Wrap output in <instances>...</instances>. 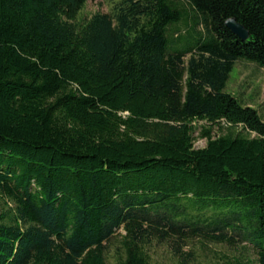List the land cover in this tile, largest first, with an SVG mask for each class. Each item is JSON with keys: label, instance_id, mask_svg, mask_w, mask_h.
<instances>
[{"label": "trees", "instance_id": "1", "mask_svg": "<svg viewBox=\"0 0 264 264\" xmlns=\"http://www.w3.org/2000/svg\"><path fill=\"white\" fill-rule=\"evenodd\" d=\"M89 1L0 0V264H108L117 235L115 264L237 236L264 264V117L228 90L264 0Z\"/></svg>", "mask_w": 264, "mask_h": 264}, {"label": "rangeland", "instance_id": "2", "mask_svg": "<svg viewBox=\"0 0 264 264\" xmlns=\"http://www.w3.org/2000/svg\"><path fill=\"white\" fill-rule=\"evenodd\" d=\"M116 1L90 0L80 13V18H89L97 11L110 12ZM175 1L187 8L190 15L194 14L193 8L184 0ZM178 28H180V38L176 33ZM172 29L173 32L170 34L173 40L172 44L175 42L185 49L195 43L196 39L190 38L186 34L187 26L184 23L174 26ZM189 57L190 55L187 59ZM228 90L239 96L246 104L259 109L264 117V67L246 60H239L232 72ZM224 133L226 130H220L219 126L215 128L216 136ZM196 135L198 137L197 148L207 146V139L201 138L199 132ZM237 239V242L229 244L195 238L189 242V245L185 246L183 254L176 253L173 242H155L149 247V253L154 264H259L258 248L252 242L244 240V237L237 236ZM119 247L120 237L117 235L109 248L108 264H115Z\"/></svg>", "mask_w": 264, "mask_h": 264}, {"label": "water", "instance_id": "3", "mask_svg": "<svg viewBox=\"0 0 264 264\" xmlns=\"http://www.w3.org/2000/svg\"><path fill=\"white\" fill-rule=\"evenodd\" d=\"M227 26L243 40H249L251 37L250 31L240 23L236 18H230L227 22Z\"/></svg>", "mask_w": 264, "mask_h": 264}]
</instances>
